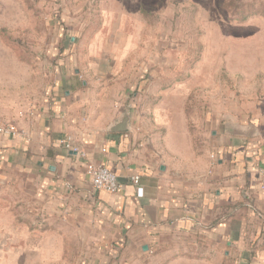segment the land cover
<instances>
[{
	"label": "crops",
	"instance_id": "0c3cea01",
	"mask_svg": "<svg viewBox=\"0 0 264 264\" xmlns=\"http://www.w3.org/2000/svg\"><path fill=\"white\" fill-rule=\"evenodd\" d=\"M76 44L71 37L69 49L49 52L52 76L33 99L24 91L0 97V123L17 132L0 131V178L34 180L42 215L84 234L92 252L84 264H142L179 248L192 256L183 263L205 264L212 254L214 264H264V105L221 119L206 115V133L196 139L184 121L174 129L158 108L147 128L140 61H112L135 50H107L95 37L82 57ZM15 67L28 79V65ZM126 113L128 129L113 130ZM66 138L84 158L63 148ZM89 164L113 172L120 190L95 191Z\"/></svg>",
	"mask_w": 264,
	"mask_h": 264
},
{
	"label": "rangeland",
	"instance_id": "374dc122",
	"mask_svg": "<svg viewBox=\"0 0 264 264\" xmlns=\"http://www.w3.org/2000/svg\"><path fill=\"white\" fill-rule=\"evenodd\" d=\"M71 37L82 57L95 37L107 50H135L112 61H140L147 128L158 108L174 129L184 121L196 139L206 133L202 117L264 105V0H0V52H9L0 55V97L24 91L33 99L52 76L49 52L69 49ZM23 63L28 79L15 67ZM42 208L34 180L0 178V264H84L91 256L83 233L47 220ZM173 251L142 264H192L181 261L192 258L187 252ZM205 259L214 264L212 254Z\"/></svg>",
	"mask_w": 264,
	"mask_h": 264
},
{
	"label": "built area",
	"instance_id": "2783aa9c",
	"mask_svg": "<svg viewBox=\"0 0 264 264\" xmlns=\"http://www.w3.org/2000/svg\"><path fill=\"white\" fill-rule=\"evenodd\" d=\"M0 131H3L9 135L17 134L12 126L2 123H0ZM62 146L67 151L79 153L78 149L75 147L73 141L70 138L64 139L62 141ZM79 154L81 158H84V155L82 153ZM86 173L89 177L92 188L95 191L104 190L106 192L114 194L120 190V184L118 182L117 176L109 169L102 166L89 164L86 166ZM139 179L140 177L138 175H134L130 178V181L132 185L137 186L136 194L142 195V189L138 187ZM260 188L264 190V162L260 168Z\"/></svg>",
	"mask_w": 264,
	"mask_h": 264
},
{
	"label": "water",
	"instance_id": "95a60500",
	"mask_svg": "<svg viewBox=\"0 0 264 264\" xmlns=\"http://www.w3.org/2000/svg\"><path fill=\"white\" fill-rule=\"evenodd\" d=\"M129 114L126 113L122 118L121 121L119 122V124H117L113 130L115 131H125L128 129L129 127ZM143 250H147L146 247L143 248Z\"/></svg>",
	"mask_w": 264,
	"mask_h": 264
}]
</instances>
